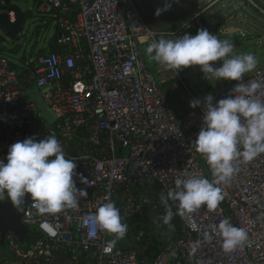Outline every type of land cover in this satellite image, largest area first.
<instances>
[{"label":"built area","instance_id":"obj_1","mask_svg":"<svg viewBox=\"0 0 264 264\" xmlns=\"http://www.w3.org/2000/svg\"><path fill=\"white\" fill-rule=\"evenodd\" d=\"M220 1L172 34L209 40L203 17ZM244 1L264 16V0ZM9 5L0 0V14L14 23ZM35 5L43 23L54 15L59 34L24 81L44 89L55 120L40 116L15 62L0 55V173L10 170L0 202L27 188L33 172L50 203L27 204L25 239L8 231L0 264H264V63L205 105L178 75L162 79L150 68L142 43L167 56L135 0ZM177 90L179 108L169 96ZM152 183L172 203L181 235L149 260L134 244L141 231L116 246L108 227L115 208L158 211L163 195L153 200Z\"/></svg>","mask_w":264,"mask_h":264},{"label":"water","instance_id":"obj_2","mask_svg":"<svg viewBox=\"0 0 264 264\" xmlns=\"http://www.w3.org/2000/svg\"><path fill=\"white\" fill-rule=\"evenodd\" d=\"M41 1V0H38ZM7 3V1H6ZM221 3V2H220ZM219 3V4H220ZM139 6V3H137ZM222 4V3H221ZM14 10L16 21L9 23L5 13L0 14V27L6 32L11 40L18 39V33L25 21V12L16 5L7 7ZM210 38L207 41H199L197 46L184 55L187 68L190 69L196 81L188 80V84H199V74L208 76L205 82V90L199 94L202 101H207V87L213 88L212 99L218 97L222 92L231 88L232 76L230 69L239 65L245 58L253 57L264 49V23H257L249 20L242 13L241 7H234L232 2H227L218 10L209 14ZM246 37V40H239L237 36ZM173 53L175 48H170ZM179 62L181 71L186 65L184 61ZM20 90L31 98L40 116L48 123L55 120V115L49 111L47 103L43 100L44 89H26L20 84ZM10 170L0 173V182H4ZM27 188L19 187L8 200L0 202V245H4V237L11 231L21 241H24L26 228L21 222V217L27 204L33 200H42L45 209H49V194L47 190L37 182L33 172Z\"/></svg>","mask_w":264,"mask_h":264},{"label":"crops","instance_id":"obj_3","mask_svg":"<svg viewBox=\"0 0 264 264\" xmlns=\"http://www.w3.org/2000/svg\"><path fill=\"white\" fill-rule=\"evenodd\" d=\"M135 1L136 3H139L138 7L140 12H142L141 15L146 27L151 32L155 33L154 36L156 42L167 56L165 60L161 59L159 54L152 48V46L149 43L147 42L142 43L141 50L150 68L153 70V72H155L156 75H158L162 79H172L174 75H178L191 91H192L191 86L193 85L200 89V74L198 76L199 77L198 85L193 83L188 84V80L191 79L192 82H195L196 78L195 76L192 75L190 69L187 68V63L184 55H181V53H188L190 50H192L197 46V44L199 43V40L197 38L198 35L194 31H186L185 33H183L178 37L174 36L172 33L173 31L176 30V28L183 20L193 15L200 7L204 6V4H206L208 0H135ZM222 1L220 2L222 3ZM218 4H215L209 8L207 13L203 17L204 21L206 16L211 14L213 10H215V6H217ZM237 7H241V6H237ZM47 23L45 22L44 24ZM55 32H56V28L54 29V33ZM44 45H46L47 50H44V48L39 49L41 50L42 53L52 49V43H50V39ZM172 47L176 49V51H174L173 53L170 51V48ZM7 52L15 56L11 58L8 56ZM32 52L35 51H30V53L25 59L20 60L18 59L20 57H18L19 52L17 48L13 47L9 49V51H7V49H5V47L0 44V55H4L8 57L10 61H16V63L17 61H33V60L36 61V57L35 59H33L30 56ZM261 56L262 59L259 62V64L250 71H248L247 73H245L237 81H233L231 83V87L236 85L241 79H243L245 76L250 74L255 68H257L258 66L264 63V54H262ZM163 61H170V66L168 67L169 64L167 65V63ZM174 61H184L185 62L184 64L186 65L185 70L181 71L180 63ZM243 61L245 62V65H248L250 63V61L247 58H245ZM179 94H180V90L174 92L172 91L169 93V96L172 101V105L175 108L182 107L181 103L178 100Z\"/></svg>","mask_w":264,"mask_h":264},{"label":"rangeland","instance_id":"obj_4","mask_svg":"<svg viewBox=\"0 0 264 264\" xmlns=\"http://www.w3.org/2000/svg\"><path fill=\"white\" fill-rule=\"evenodd\" d=\"M232 1V4L234 7L241 6L244 7L242 9V13L246 15V17L249 20L255 21L257 23H264V16H261L256 12L254 8H251L250 6H246V3L244 0H223L222 4H218L215 6V9L218 10L221 5ZM35 2L34 0H13V3L18 6L23 12H25V21L23 24L22 29L18 33V39L17 40H11V38L6 34V32L0 27V44L9 51L11 48H17L18 49V59L22 60L25 59L30 51H35L30 54V56L35 59L37 56V52L41 51L39 49L44 48L46 49V45H44L49 39H51V36L54 33L55 29V19L54 15H48L53 17L52 20L47 24L43 23V17L44 15L38 13L35 8ZM142 13V12H141ZM32 15V16H31ZM48 18V17H47ZM209 18L210 16H206L205 23L207 26H209ZM34 25H37V29L33 31ZM239 40L243 41L246 40V37H241L240 35L237 36ZM38 50V51H37ZM37 51V52H36ZM42 53V52H41ZM8 56L13 58L15 55L8 53ZM264 54L263 51H260L258 54H256L253 57L247 58L250 63L248 65H245V62L243 61L239 65H235L233 68L230 69L231 73H233L232 76V82L237 81L239 78H241L245 73L256 67L259 62L261 61V55ZM35 61V60H33ZM15 62V65L20 67V65L26 64L27 61H13ZM206 79H208V76L204 77L203 74H200V89L195 87L194 85L192 87V91L195 95L199 96L200 92H203L205 90V82ZM213 88L207 87V101H204L203 103L205 105L209 104L213 99ZM160 213L158 211H149L148 217L150 219H153L155 222H158L160 220ZM160 217V218H159ZM122 230L120 227H111L108 230V241L116 246L120 245V241H123L122 237Z\"/></svg>","mask_w":264,"mask_h":264},{"label":"trees","instance_id":"obj_5","mask_svg":"<svg viewBox=\"0 0 264 264\" xmlns=\"http://www.w3.org/2000/svg\"><path fill=\"white\" fill-rule=\"evenodd\" d=\"M58 34L59 29H56V32L50 39L52 49H54ZM40 54H42L41 51H38L36 55L39 56ZM34 64L33 61L26 64V66H24V63V65H20V67L13 64V67L18 71L20 82L27 88H34L33 84H28L24 81V78L34 69ZM148 192L153 200H156L155 196L157 193L163 195V201L158 210L161 218L159 217L160 220L158 222L150 219L148 217V212H145L142 215L131 214L123 216L121 211L118 208H115V219L110 221L108 228L120 227L124 243L133 241L138 231H141L142 235L140 236V242H134V244L143 249L144 254L149 260H153L169 242L177 240L180 237L181 224L172 203H170V200L158 184L152 183ZM115 220L118 221L117 224L113 222Z\"/></svg>","mask_w":264,"mask_h":264},{"label":"flooded vegetation","instance_id":"obj_6","mask_svg":"<svg viewBox=\"0 0 264 264\" xmlns=\"http://www.w3.org/2000/svg\"><path fill=\"white\" fill-rule=\"evenodd\" d=\"M31 16H32V15H31ZM36 29H37V25H34V27H33V31H35ZM4 239H6V235H5ZM4 239H3V240H4ZM0 250H2V251L5 250V240H4V245H3V246L0 245Z\"/></svg>","mask_w":264,"mask_h":264}]
</instances>
